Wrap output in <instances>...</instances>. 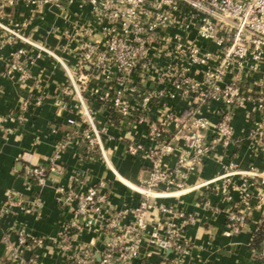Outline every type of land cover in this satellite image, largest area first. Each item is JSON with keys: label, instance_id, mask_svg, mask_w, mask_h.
I'll return each mask as SVG.
<instances>
[{"label": "built area", "instance_id": "built-area-1", "mask_svg": "<svg viewBox=\"0 0 264 264\" xmlns=\"http://www.w3.org/2000/svg\"><path fill=\"white\" fill-rule=\"evenodd\" d=\"M77 1L88 5L102 26V43L85 40L77 58L79 65H88L105 78V89L97 94L96 100L122 118L136 121L147 118L155 106H159V110L157 119L147 122L143 140L126 145L130 157L148 163L147 176L136 189L142 198L131 209L133 222L122 225L119 221L122 212L104 218L102 208L106 196L94 187L80 194L73 189L59 188L63 203H75L73 219L61 240L67 245L70 232L89 229L100 220L99 230L106 236L99 253L100 264H146L140 256L146 235L149 243L162 251L170 250L178 256L185 254L189 245L181 239V231L184 225L194 222V217L179 213V225L166 222L147 234V212L154 205L151 199L166 198L183 190L187 178L196 173L203 159L217 145L226 147L245 141L255 156L264 157V0ZM6 3L11 5L12 1L0 0V8ZM25 27L24 23L6 24L0 15V50L14 44L26 45L52 58L69 80V87H63L61 94H72L75 98L74 115L66 121L71 128L70 139L66 137L59 142L57 153L80 133L86 149H97L107 162L101 141L104 129L96 126L93 112L83 97V79L72 76L60 58L48 47L35 42L25 32ZM89 33L85 30L86 35ZM150 50L157 57L165 58V65L156 71L154 82H169L174 89L169 97L177 95L187 104L179 112H173L161 100V91L137 90L129 82L133 72L145 74L152 67L148 57ZM27 55L25 48L16 47L9 55L7 74H16L19 81L27 79L28 69L22 61ZM193 66L199 68L198 78L188 75ZM129 94L138 96L134 104L128 101ZM213 101L219 102V109L212 123L201 112V107ZM244 102L255 105V117L243 138L235 139L231 117ZM54 105L64 108L65 103L59 99ZM8 120L18 123L22 116H10ZM79 126L84 129L79 130ZM57 153L43 165L24 166V175L30 181L35 180L36 185L44 184L49 172L59 169ZM169 160H173L171 165ZM233 176L239 177V183L232 181ZM212 181L219 182L216 190L224 198H229L230 192L238 193L239 208L226 216L229 232L242 230L254 210L261 213L260 221L264 226V167L240 171L230 165ZM7 203L9 206L20 204L21 200L13 195L8 197ZM159 209L169 212L164 206ZM40 245L42 240L31 239L19 231L8 264H29L21 257L20 250ZM72 255L75 264H90L88 247L75 250ZM257 260L258 264H264V236L259 243ZM171 264L187 263L177 260Z\"/></svg>", "mask_w": 264, "mask_h": 264}, {"label": "crops", "instance_id": "crops-1", "mask_svg": "<svg viewBox=\"0 0 264 264\" xmlns=\"http://www.w3.org/2000/svg\"><path fill=\"white\" fill-rule=\"evenodd\" d=\"M12 4L1 5L4 23L25 24V32L35 41L51 49L72 76L83 79V97L94 115L98 128L104 132L101 141L107 162L99 151H88L80 133L57 153L59 142L71 133L67 119L74 115L75 98L63 96L61 89L69 87L64 69L52 58L26 45L14 44L0 50V263L10 257L19 231L31 239L42 240V245L21 249L20 255L29 264H75V250L88 247L91 250L90 264H100V250L106 236L95 226L72 231L67 245L62 242L67 224L73 219L74 202L63 203L59 188L73 189L77 194L94 187L106 196L102 213L104 218L116 212L122 225L133 222L131 209L137 206L142 196L136 190L147 176L148 163L132 158L126 153L129 142H141L147 130V122L156 120L159 106L151 109L149 116L140 121L130 118H111L112 110L106 109L96 99L105 89V78L88 65H79L78 56L82 43H102V26L90 12L88 5L77 0H11ZM85 30H89L88 35ZM16 47H23L28 55L22 59L28 69V78L19 81L16 74H7L9 55ZM151 68L147 73L133 72L129 82L137 90L161 91V100L173 112H179L187 104L179 96L170 98L174 89L169 82L156 84V71L165 65L164 57L150 50ZM189 76L198 78L199 68L191 67ZM138 96L129 94L130 104ZM65 103L60 108L57 100ZM219 102H210L201 107V112L210 122H215ZM255 105L244 102L231 117L235 139H241L251 127L255 117ZM22 116L20 122L10 121V116ZM111 119V120H110ZM84 129L79 126V130ZM210 137V133L207 134ZM69 138V137H68ZM70 139V138H69ZM57 153L59 169L49 172L42 185H34L25 175L24 166L43 165ZM170 165L173 160H169ZM233 165L236 170H262L264 157L255 156L245 141L231 143L226 147L217 145L202 162V165L185 181L183 190L166 197L151 199L154 204L147 212L148 233L157 225L170 222L181 223L179 213L194 217L192 224L184 225L181 239L188 243L185 254L176 255L170 250L162 251L144 237L140 256L146 264H171L182 261L187 264H258L250 249L253 232L260 222L261 213L254 210L247 218L245 227L238 232H229L226 216L236 211L238 193L230 192L224 198L217 190L219 182L212 180ZM232 181L239 183V177ZM16 196L20 204L7 205L9 196ZM169 208L163 213L159 207Z\"/></svg>", "mask_w": 264, "mask_h": 264}, {"label": "trees", "instance_id": "trees-1", "mask_svg": "<svg viewBox=\"0 0 264 264\" xmlns=\"http://www.w3.org/2000/svg\"><path fill=\"white\" fill-rule=\"evenodd\" d=\"M111 118H114L117 120L119 118L118 115L115 114V112L111 113ZM111 120V119H110ZM34 185H36V181L32 180L31 181ZM264 236V226L263 222H259V224L256 227V230L253 232L251 241H250V249L254 253V255L258 258V253H259V243ZM9 261L7 259H3L2 264H8Z\"/></svg>", "mask_w": 264, "mask_h": 264}]
</instances>
